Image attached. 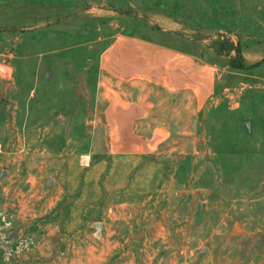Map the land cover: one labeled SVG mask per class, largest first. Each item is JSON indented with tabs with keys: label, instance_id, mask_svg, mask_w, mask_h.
<instances>
[{
	"label": "rangeland",
	"instance_id": "374dc122",
	"mask_svg": "<svg viewBox=\"0 0 264 264\" xmlns=\"http://www.w3.org/2000/svg\"><path fill=\"white\" fill-rule=\"evenodd\" d=\"M118 35L223 70L206 107L142 157L116 153L104 118L101 56ZM253 35L264 0H0V264H264Z\"/></svg>",
	"mask_w": 264,
	"mask_h": 264
},
{
	"label": "crops",
	"instance_id": "0c3cea01",
	"mask_svg": "<svg viewBox=\"0 0 264 264\" xmlns=\"http://www.w3.org/2000/svg\"><path fill=\"white\" fill-rule=\"evenodd\" d=\"M253 36L264 40V35ZM255 47L244 55L248 62L261 53ZM100 70L112 148L126 158L153 154L174 125L202 111L223 71L191 48L133 35H118L102 54Z\"/></svg>",
	"mask_w": 264,
	"mask_h": 264
},
{
	"label": "trees",
	"instance_id": "16d2710c",
	"mask_svg": "<svg viewBox=\"0 0 264 264\" xmlns=\"http://www.w3.org/2000/svg\"><path fill=\"white\" fill-rule=\"evenodd\" d=\"M228 65L230 68L235 69V70H243L244 66L240 62H236L235 59H231L228 62Z\"/></svg>",
	"mask_w": 264,
	"mask_h": 264
},
{
	"label": "water",
	"instance_id": "95a60500",
	"mask_svg": "<svg viewBox=\"0 0 264 264\" xmlns=\"http://www.w3.org/2000/svg\"><path fill=\"white\" fill-rule=\"evenodd\" d=\"M5 175V173H2V176H4ZM49 183H51V180H49ZM101 223H97L96 225H95V229H96V233L97 234H99L100 233V230H101Z\"/></svg>",
	"mask_w": 264,
	"mask_h": 264
},
{
	"label": "bare ground",
	"instance_id": "6f19581e",
	"mask_svg": "<svg viewBox=\"0 0 264 264\" xmlns=\"http://www.w3.org/2000/svg\"><path fill=\"white\" fill-rule=\"evenodd\" d=\"M31 181V180H30ZM34 186V185H33ZM37 186V185H36Z\"/></svg>",
	"mask_w": 264,
	"mask_h": 264
}]
</instances>
